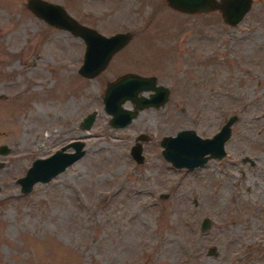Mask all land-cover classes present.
<instances>
[{"label": "rangeland", "instance_id": "rangeland-1", "mask_svg": "<svg viewBox=\"0 0 264 264\" xmlns=\"http://www.w3.org/2000/svg\"><path fill=\"white\" fill-rule=\"evenodd\" d=\"M25 1L0 0V264H264V0L233 26L217 8L165 0H49L104 35L130 32L89 78L77 72L82 40ZM127 71L169 95L112 127L102 90ZM229 114L220 159L185 169L162 158V136H210ZM71 140L82 155L22 193L15 179L32 159Z\"/></svg>", "mask_w": 264, "mask_h": 264}, {"label": "water", "instance_id": "water-1", "mask_svg": "<svg viewBox=\"0 0 264 264\" xmlns=\"http://www.w3.org/2000/svg\"><path fill=\"white\" fill-rule=\"evenodd\" d=\"M167 4L178 11L186 13L206 12L219 9L222 20L233 26L239 22L249 8L251 0H165ZM25 6L46 24L68 31L79 37L83 42L81 62L77 72L84 77H92L104 68L111 55L121 48L130 37L129 32L115 31L104 35L97 30L77 22L65 12L63 7L49 0H26ZM154 76H143L126 72L118 75L112 81H106L102 90L101 102L103 110L110 116L108 124L112 127H122L128 124L136 112L146 107H157L166 102L168 89L165 85L155 84ZM148 91L147 95L140 92ZM131 103L130 108L121 104ZM236 118L229 114L218 129L210 136L201 137L191 128H181L174 134L164 135L159 140L162 158L174 168L191 169L202 165L209 158L220 159L224 154L223 143L230 133V125ZM93 113L81 118L84 127L90 126ZM141 134H139V138ZM264 145V138L262 140ZM83 143L71 140L60 146L45 157L32 159L23 175L16 177L19 190L26 193L36 182H46L66 166L75 161L83 153ZM71 150H66L69 148ZM8 152L7 146L0 144V154ZM129 155L135 162H141V145L134 142L129 147ZM3 161H0V166ZM207 217L199 222V230L206 228ZM211 248H209L210 251Z\"/></svg>", "mask_w": 264, "mask_h": 264}, {"label": "flooded vegetation", "instance_id": "flooded-vegetation-1", "mask_svg": "<svg viewBox=\"0 0 264 264\" xmlns=\"http://www.w3.org/2000/svg\"><path fill=\"white\" fill-rule=\"evenodd\" d=\"M81 24H82V23H81ZM83 25H85V24H83ZM85 26H88V25H85ZM88 27H90V26H88ZM129 33H130V32H129ZM127 43H128V42H127ZM122 47H123V46H122ZM118 50H119V49H118ZM118 50H117V51H118ZM117 51H115V52H117ZM115 52H114V53H115ZM127 72L135 73V72H133V71H127ZM124 73H126V72H124ZM121 74H122V73H121ZM136 74H137V73H136ZM140 75H143V74H140ZM143 76H148V75H143ZM154 83H155V84H160V83H157L155 79H154ZM166 87H167V86H166ZM167 89H168V93H169V88L167 87ZM140 93H141L142 95L145 96V95H147L149 92H148V91H142V92H140ZM168 95H169V94H168ZM138 136H139V134H138ZM140 136H141L140 139L145 138V135H144V134H141Z\"/></svg>", "mask_w": 264, "mask_h": 264}]
</instances>
